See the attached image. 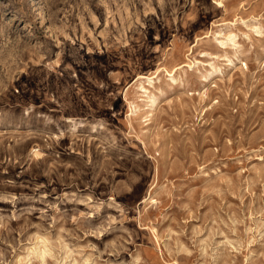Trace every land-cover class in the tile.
I'll return each instance as SVG.
<instances>
[{
    "label": "rangeland",
    "instance_id": "374dc122",
    "mask_svg": "<svg viewBox=\"0 0 264 264\" xmlns=\"http://www.w3.org/2000/svg\"><path fill=\"white\" fill-rule=\"evenodd\" d=\"M0 264H264V0H0Z\"/></svg>",
    "mask_w": 264,
    "mask_h": 264
}]
</instances>
